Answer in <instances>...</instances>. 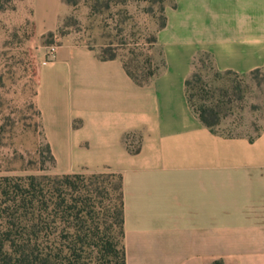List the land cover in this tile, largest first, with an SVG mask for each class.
<instances>
[{"label": "crops", "instance_id": "1", "mask_svg": "<svg viewBox=\"0 0 264 264\" xmlns=\"http://www.w3.org/2000/svg\"><path fill=\"white\" fill-rule=\"evenodd\" d=\"M61 3L28 0L38 34ZM164 18L162 65L144 84L119 56L58 44L37 72L42 131L60 173L120 176L125 264H264V111L256 135L226 134L185 95L198 54L218 71L264 67V0H171Z\"/></svg>", "mask_w": 264, "mask_h": 264}, {"label": "rangeland", "instance_id": "2", "mask_svg": "<svg viewBox=\"0 0 264 264\" xmlns=\"http://www.w3.org/2000/svg\"><path fill=\"white\" fill-rule=\"evenodd\" d=\"M170 1L64 0L57 27L48 36L49 31L37 33L28 0H0V175L61 174L35 104L39 66L53 58L57 45L65 39L83 42L99 54L116 53L134 74L152 70L162 61L156 31ZM193 69L201 75L193 84H201L206 103L220 114L215 128L255 135L264 111L263 72H216L204 53L195 57ZM193 101L200 103L195 96ZM109 180L115 187L117 174ZM109 193L113 198L114 192Z\"/></svg>", "mask_w": 264, "mask_h": 264}, {"label": "trees", "instance_id": "3", "mask_svg": "<svg viewBox=\"0 0 264 264\" xmlns=\"http://www.w3.org/2000/svg\"><path fill=\"white\" fill-rule=\"evenodd\" d=\"M164 24L163 13L159 28ZM99 56L117 57L113 52ZM207 56L210 68L217 72ZM123 64L137 84H144L162 61L159 67L139 75ZM253 71L263 72L264 84V67ZM200 81V73L193 69L185 80V95L201 122L213 128L220 114L206 103L207 93L201 84L196 85ZM193 82L196 92L191 94ZM110 176L112 173L102 172L0 175V264H125L121 178L117 174V185L112 187ZM109 191L114 192L113 198Z\"/></svg>", "mask_w": 264, "mask_h": 264}, {"label": "built area", "instance_id": "4", "mask_svg": "<svg viewBox=\"0 0 264 264\" xmlns=\"http://www.w3.org/2000/svg\"><path fill=\"white\" fill-rule=\"evenodd\" d=\"M51 49L53 50V49H54V47H51Z\"/></svg>", "mask_w": 264, "mask_h": 264}]
</instances>
